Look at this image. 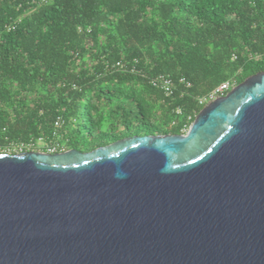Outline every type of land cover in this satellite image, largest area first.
I'll use <instances>...</instances> for the list:
<instances>
[{"label":"water","instance_id":"95a60500","mask_svg":"<svg viewBox=\"0 0 264 264\" xmlns=\"http://www.w3.org/2000/svg\"><path fill=\"white\" fill-rule=\"evenodd\" d=\"M0 264H264V71L185 133L0 153Z\"/></svg>","mask_w":264,"mask_h":264},{"label":"trees","instance_id":"16d2710c","mask_svg":"<svg viewBox=\"0 0 264 264\" xmlns=\"http://www.w3.org/2000/svg\"><path fill=\"white\" fill-rule=\"evenodd\" d=\"M259 71L264 0H0V150L51 139L57 117L65 149L83 152L182 133L199 96Z\"/></svg>","mask_w":264,"mask_h":264},{"label":"built area","instance_id":"2783aa9c","mask_svg":"<svg viewBox=\"0 0 264 264\" xmlns=\"http://www.w3.org/2000/svg\"><path fill=\"white\" fill-rule=\"evenodd\" d=\"M119 65V63H117ZM180 82L184 83L185 86H190L189 81H186L183 77L179 79ZM151 83L161 89L166 96L172 94L174 90V83L170 76L159 74L151 79ZM233 83L229 80L223 81L218 84L215 88L205 93L202 96L197 98L198 103L202 106L208 102L214 100L218 96H224L231 88ZM179 109L176 110V113H179ZM189 119V117H188ZM63 120L60 117H57L54 121V131L51 139H46L45 137H38L37 139H29L26 141H20L16 143H10L9 145L1 148L0 153L7 154H16L23 151H42L46 153H56L62 152L65 149L62 141H60L61 135L57 131L61 127ZM189 127V126H188ZM185 125L182 127V133H185L188 129Z\"/></svg>","mask_w":264,"mask_h":264}]
</instances>
